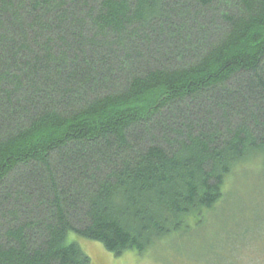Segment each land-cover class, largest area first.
<instances>
[{
	"label": "trees",
	"instance_id": "trees-1",
	"mask_svg": "<svg viewBox=\"0 0 264 264\" xmlns=\"http://www.w3.org/2000/svg\"><path fill=\"white\" fill-rule=\"evenodd\" d=\"M251 160L264 0H0V264L154 250Z\"/></svg>",
	"mask_w": 264,
	"mask_h": 264
},
{
	"label": "rangeland",
	"instance_id": "rangeland-1",
	"mask_svg": "<svg viewBox=\"0 0 264 264\" xmlns=\"http://www.w3.org/2000/svg\"><path fill=\"white\" fill-rule=\"evenodd\" d=\"M239 168L204 223L160 241L154 250L114 256L99 242L74 234L69 239L79 242L90 264H264V165L251 160Z\"/></svg>",
	"mask_w": 264,
	"mask_h": 264
}]
</instances>
